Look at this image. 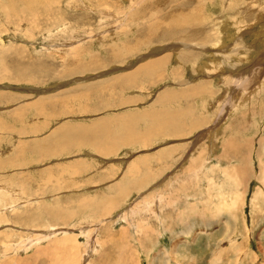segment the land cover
I'll return each mask as SVG.
<instances>
[{"label": "rangeland", "instance_id": "rangeland-1", "mask_svg": "<svg viewBox=\"0 0 264 264\" xmlns=\"http://www.w3.org/2000/svg\"><path fill=\"white\" fill-rule=\"evenodd\" d=\"M263 89L264 0H0V264H264Z\"/></svg>", "mask_w": 264, "mask_h": 264}, {"label": "bare ground", "instance_id": "bare-ground-1", "mask_svg": "<svg viewBox=\"0 0 264 264\" xmlns=\"http://www.w3.org/2000/svg\"><path fill=\"white\" fill-rule=\"evenodd\" d=\"M200 8H201V7H200ZM196 12H197V11H196ZM196 12H195V13H196ZM158 13H159V12H158ZM193 15H194V13H193ZM197 15H198V14H197ZM197 15H195V16H193V17H190V16H189L190 18H188V16L185 15V16L187 17V19L185 20V21H186L185 24H186V23L189 24L190 22H191V23H194V22L197 23V20H198V17H196ZM186 17H185V18H186ZM260 17H261V16H260ZM185 18H184V19H185ZM184 19H183V20H184ZM160 20H161V18H160ZM169 20H171V19H169ZM169 20H167L166 22H168ZM183 22H184V21H183ZM198 22H199V21H198ZM159 24H160V23H159ZM163 24H164V23H163ZM179 24H180V22H179ZM185 24L183 23V25H185ZM164 25H165V24H164ZM176 26H177V25H176ZM178 26H179V25H178ZM155 27H156V26H155ZM223 31H224V30H223ZM222 33H223V32H222ZM228 33H229V32H228ZM223 34H224V33H223ZM234 34H235V33H234ZM195 35H196V34H195ZM225 35H226V33H225ZM261 35H262V34H261ZM222 36H223V35H222ZM186 37H187V36H186ZM224 38H225V37H224ZM236 38H237V36H236ZM218 41H219V40H218ZM226 41H227V40H226ZM238 43H239V42H237V44H238ZM239 44H240V43H239ZM262 45H263V44H262ZM186 48H187V47H186ZM200 48H201V47H200ZM187 49H188V48H187ZM202 49H203V48H202ZM202 49H201V50H202ZM256 49H257V48H256ZM62 53L65 54V53H67V51H63ZM114 54H115V53H114ZM196 54H198V53H196ZM184 56H185V55H184ZM185 57H187V56H185ZM192 59H193V58H192ZM254 60H255V59H254ZM260 60H261V59H260ZM262 62H263V61H262ZM153 63H154V62H153ZM163 63H164V62H163ZM150 66H151V65H150ZM156 66H158V65H156ZM159 67H160V66H159ZM191 67H192V66H191ZM206 67H207V65H206ZM206 67H205V68H206ZM154 68H155V67H154ZM254 68H255V67H254ZM148 69H149V68H148ZM148 69H147V70H148ZM152 69H153V68H152ZM184 69H185V68H184ZM206 69H207V68H206ZM147 70H146L145 72H147ZM191 70H192V69H191ZM149 71H152V70H149ZM139 72H140V71H139ZM201 73H202V72H201ZM146 74H147V73H146ZM131 78H132V77H131ZM243 83H244V82H243ZM258 83H259V81H258ZM237 84H238V83H237ZM240 84H241V83H240ZM244 84H245V83H244ZM262 84H263V82H262ZM236 86H237V85H236ZM259 87H261V85H260ZM257 88H258V87H257V85H256V89H257ZM262 88H263V87H262ZM253 89H254V88H253ZM256 89H255V90H256ZM255 90H254V92H255ZM258 91H259V89H258ZM262 91H264V89H263ZM197 92H198V91H197ZM252 92H253V91H252ZM254 92H253V94H255V96H253V97L250 96V97H252V99H254V98L257 99V98H259V96H258V95H259L258 92H256V93H254ZM199 94H200V92H199ZM199 94H197V95H199ZM243 94H244V93H243ZM194 95H195V94H194ZM246 95H247V93H246ZM242 97H243V96H242ZM250 97H249V98H250ZM244 99H245V98H244ZM244 99H243V100H240V101H241L240 105H238V103H237V105H238L237 109H238V110H242V112H243V106H244L245 104H247V102H248V101H246L248 98H247L246 100H244ZM262 99H263V98H262ZM234 104H235V101H234ZM248 106H249V105H248ZM248 106H247V107H248ZM254 108H255V107H254ZM248 109H249V108H248ZM242 112H241V113H242ZM149 113H150V112H149ZM243 113H244V112H243ZM247 113H248V111H247ZM247 113H246V114H247ZM241 115H242V114H241ZM58 117H59V116H58ZM135 119H136V118H135ZM200 125H201V124H200ZM67 128H68V127H67ZM70 128H72V127H70ZM70 128H69V129H70ZM74 128H75V127H74ZM74 128H73V129H74ZM213 129H214V128H213ZM213 129H212V130H213ZM63 130H64V129H63ZM78 130H79V129H78ZM67 131H70V130H67ZM74 131H75V130H74ZM99 131H100V129L94 131L90 136H92V135L95 133V136H99V137H100V134H99L100 132H99ZM76 132H77V130H76ZM79 132H80V131H79ZM81 133H82V132H81ZM85 133H86V132H85ZM88 134H89V133H88ZM82 136H83V135H82ZM105 136H106V135H105ZM217 136H218V135H216V137H217ZM123 137H124V136H123ZM94 138H96V137H94ZM123 139H124V138H123ZM218 139H219V138H218ZM218 139H216V140H218ZM172 140H173V139H172ZM89 141H90V140H89ZM92 141H93V138L91 139V142H92ZM118 141H119V140H118ZM209 148H210V147H209ZM213 148H216V149H217V148H218V145H214V146L212 147V153H213V151L215 150V149H213ZM209 150H210V149H209ZM193 151H194V150H193ZM172 152H173V151H172ZM194 152H195V151H194ZM191 154H192V153H191ZM200 154H201V152H200ZM175 156H176V155H175ZM200 160H201V159H200ZM205 161H206V160H205ZM193 166H194V165H193ZM190 168H191V167H190ZM190 168H189V169H190ZM196 168H197V166H196ZM199 168H201V171H203V170H204V165H203V166L201 165ZM191 169H192V168H191ZM191 169H190V172H191ZM194 169H195V168H194ZM194 172H195V171H194ZM186 173H187V172H186ZM225 174H226V173H225ZM199 175H200V174H199ZM194 178H196V177H194ZM178 180H179V179H178ZM210 185H212V182L210 183ZM119 189H120V188H119ZM172 193H173V192H172ZM155 196H156V195H155ZM158 196H159V195H158ZM155 199H156V197H155ZM155 199H154V200H155ZM169 199L172 200L173 197H170V196H169ZM252 199H253V198H252ZM156 200L159 201L158 203H162V204H163L162 201L160 202V198H157ZM157 201H156V202H157ZM164 201L166 202V201H168V200H166V198H165ZM83 202H85V201H83ZM92 203H93V202H92ZM153 203H154V202H153ZM147 204L150 205V203H146V205H147ZM164 204H167V202L164 203ZM189 204H190V203H189ZM79 206H80V207H85V205H79ZM167 206H168V205H167ZM169 206H170V204H169ZM189 206H190V205H189ZM192 206H194V205H192ZM92 207H93V206H92ZM155 208H156V205H155ZM190 208H191V207H190ZM193 208H194V207H193ZM90 209H91V208H90ZM92 209H93V208H92ZM196 209H197V208H196ZM153 210H154V212H155L156 209L153 208ZM178 212H179V211H178ZM184 212H185V211H184ZM61 214H63V213H61ZM67 215H68V214H67ZM129 220H130V219H129ZM129 220H128V221H129ZM78 224H79V223H78ZM211 225H212V224H211ZM101 226H102V225H101ZM193 226H194V225H188V226H186V228H185V226H184V228L180 231V234L183 235V236H188V234H191V233L194 231V229H193L194 227H193ZM207 227H209V226L206 225L205 228H207ZM73 229H74V228H73ZM78 229H79V228H78ZM80 229H81V228H80ZM148 229H149V227H148ZM68 231H69V230H66V231L63 232V233H68ZM81 231H82V230H81ZM53 232H54V231H53ZM85 233H86V232H85ZM108 233H109V232H108ZM108 233L106 232V234H108ZM57 234H58V233H57ZM88 234H89V233H88ZM53 235H54V234H51V235H47V234H46L45 237L48 238L49 236L52 237ZM55 235H56V233H55ZM108 235H109V234H108ZM110 235H111V234H110ZM236 236H238V235H236ZM40 237H41V236H40ZM42 237H43V236H42ZM42 237H41V238L37 237V239L34 241V243H39L40 241H42V239H43ZM90 237H91V236H90ZM107 237H108V236H107ZM92 238H93V237L89 238V239L87 240V242L95 241L96 244H95V243H94V244H88V246H86V247H87V248H86V253H87L89 250H91V248H94L93 246L98 245V239L93 238V239H94V240H93ZM112 238H113V237H112ZM236 239H237V238L235 237L234 232H233V235H232V237H231V239H230V241H231L230 244H233V246H232L233 248H235V244L237 243V240H236ZM64 240H69V239H64ZM64 240H61V241H64ZM100 240H102V239H100ZM108 240H109V239H108ZM69 242H70V241H69ZM73 242H74V241H73ZM70 243H72V242H70ZM175 245H176V244H175ZM69 246H70V245H69ZM174 247H175V246H174ZM72 250H73V249H72ZM68 251H69V250H68ZM182 251H183V250H180V249H178V250L174 249V253H175V254H173V255L181 254ZM86 253H85V254H86ZM74 254H75V253H74ZM85 254H84V256H86ZM171 254H172V253H171ZM162 255H164V253H163ZM69 256H70V255H69ZM71 256H72V255H71ZM84 256H83V257H84ZM177 257H178V256H177ZM70 258H71V257H70ZM72 258H73V257H72ZM166 262H167V261H166Z\"/></svg>", "mask_w": 264, "mask_h": 264}, {"label": "crops", "instance_id": "crops-1", "mask_svg": "<svg viewBox=\"0 0 264 264\" xmlns=\"http://www.w3.org/2000/svg\"><path fill=\"white\" fill-rule=\"evenodd\" d=\"M204 203L206 204L207 201H204ZM213 215H214V213H211V211H210L209 214H206V217H199L200 218V222H195L198 225H201L202 224L203 226H206V225L208 226V225L211 224L212 221H215V224L212 226L211 229H209V230H213V231L210 232V234H207L206 237H201L200 238L198 236L196 239H189L192 242L190 244L192 245V247L194 248L195 251L197 249L200 250L203 247H205V245L207 244V241H209V240L212 239V238H209V237H212V235H214L218 230H220V232H217V235H219L220 237H223V235H222V228H223L222 225L223 224H224V226H227V225L232 226V224H233V222L232 221H229L227 218H225V221L223 223V222L220 221V219H217V217L216 218H213ZM241 220H242L241 218H237V222H238V224H237V226H238V240H237V243L235 244V248H233L232 247L233 244H231V248L230 249L239 251L241 253V258H243L242 255H244V254H243L242 251H246L247 254H250V251L249 250H246V246L249 245V244H251L252 242L251 241L250 242H246L245 241V239H244L245 237H244V234H243V228L241 227V223H242ZM185 225H187V226L190 225V222L186 221V224ZM263 233H264V230L262 231V234ZM252 235H253V233H252ZM252 235H251V237H253ZM158 239H159V241H163L164 240V238L161 239V237L158 238ZM204 239L206 240V242H201ZM262 239H264V238H262V235L261 234H258V238H256V240L259 242ZM220 241H224V240H220ZM219 243H221V242H219ZM259 243L263 244L264 241L262 240ZM171 246H172L171 244L168 245V247H171ZM259 246H260V244H259ZM222 248H223V246H222ZM155 250H158V249H155ZM214 255H217V254L213 251L211 253L210 257H209V260H211V258ZM231 258H234V256H231ZM247 262H250L248 264H251V260L249 259V255H247L246 261L244 263H247ZM225 263H228V262L225 261V262H220L218 264H225Z\"/></svg>", "mask_w": 264, "mask_h": 264}]
</instances>
